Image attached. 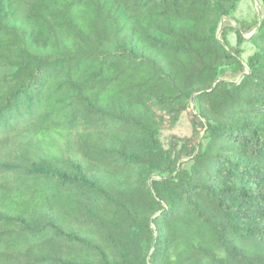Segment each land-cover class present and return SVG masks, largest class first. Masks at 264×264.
<instances>
[{
    "label": "trees",
    "instance_id": "1",
    "mask_svg": "<svg viewBox=\"0 0 264 264\" xmlns=\"http://www.w3.org/2000/svg\"><path fill=\"white\" fill-rule=\"evenodd\" d=\"M241 2L0 0V264H264V14Z\"/></svg>",
    "mask_w": 264,
    "mask_h": 264
},
{
    "label": "rangeland",
    "instance_id": "2",
    "mask_svg": "<svg viewBox=\"0 0 264 264\" xmlns=\"http://www.w3.org/2000/svg\"><path fill=\"white\" fill-rule=\"evenodd\" d=\"M264 14V8H263V3L261 0H242L240 3L237 11L234 14V18L236 21H245L248 23H252V20L256 18V16H260ZM226 25H232L234 28L239 30V25L235 22H231L230 20H227L225 22ZM244 36L247 38L248 35L244 34ZM228 40L232 46H236V41H235V34L231 33L228 36ZM242 57L245 59L251 52L252 48L249 44L244 43L240 47ZM190 130L189 126L186 120V116H182L178 125L173 131L169 132H163L160 135V141L164 146H168L170 138L174 135L177 137H184V136H189Z\"/></svg>",
    "mask_w": 264,
    "mask_h": 264
}]
</instances>
